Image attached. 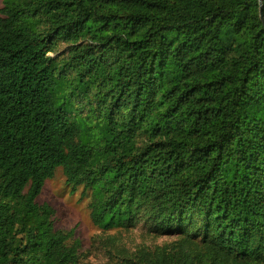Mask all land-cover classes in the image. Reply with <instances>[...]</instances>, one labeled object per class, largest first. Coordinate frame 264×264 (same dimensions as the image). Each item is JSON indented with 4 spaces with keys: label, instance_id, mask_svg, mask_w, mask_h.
Masks as SVG:
<instances>
[{
    "label": "trees",
    "instance_id": "obj_1",
    "mask_svg": "<svg viewBox=\"0 0 264 264\" xmlns=\"http://www.w3.org/2000/svg\"><path fill=\"white\" fill-rule=\"evenodd\" d=\"M261 9L4 0L0 264H87L38 202L59 170L89 199L105 264H264ZM138 227L165 241L129 247Z\"/></svg>",
    "mask_w": 264,
    "mask_h": 264
},
{
    "label": "rangeland",
    "instance_id": "obj_2",
    "mask_svg": "<svg viewBox=\"0 0 264 264\" xmlns=\"http://www.w3.org/2000/svg\"><path fill=\"white\" fill-rule=\"evenodd\" d=\"M4 7V0H0V10ZM61 51L66 53L67 48L61 47ZM60 64V61H59ZM72 187L66 185L65 178L61 170L56 173L54 179L47 182L39 203H46L57 211V225L63 230L76 229V237L83 243L84 250H90L87 264H105V255L99 247L93 246L95 236L102 233L97 229L90 218L88 208L89 199L82 197V187H79L75 194H71ZM113 234V233H112ZM165 239H153L146 234L141 227L125 234V242L129 247L147 243L161 244Z\"/></svg>",
    "mask_w": 264,
    "mask_h": 264
},
{
    "label": "water",
    "instance_id": "obj_3",
    "mask_svg": "<svg viewBox=\"0 0 264 264\" xmlns=\"http://www.w3.org/2000/svg\"><path fill=\"white\" fill-rule=\"evenodd\" d=\"M260 3L262 4V0H260ZM261 18H262V20L264 21V17H263L262 9H261Z\"/></svg>",
    "mask_w": 264,
    "mask_h": 264
}]
</instances>
